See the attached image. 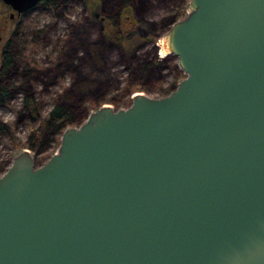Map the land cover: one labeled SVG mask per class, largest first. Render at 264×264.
Here are the masks:
<instances>
[{
	"label": "water",
	"instance_id": "1",
	"mask_svg": "<svg viewBox=\"0 0 264 264\" xmlns=\"http://www.w3.org/2000/svg\"><path fill=\"white\" fill-rule=\"evenodd\" d=\"M163 49L185 73L169 94L13 156L0 264H264V0H189Z\"/></svg>",
	"mask_w": 264,
	"mask_h": 264
},
{
	"label": "rangeland",
	"instance_id": "2",
	"mask_svg": "<svg viewBox=\"0 0 264 264\" xmlns=\"http://www.w3.org/2000/svg\"><path fill=\"white\" fill-rule=\"evenodd\" d=\"M188 2L64 0L55 13L43 8L32 11L21 26L27 45L13 44V51L18 50L20 55L7 73L13 97L0 102V123H9L25 144L30 130L56 102L73 114L75 123L69 126H77L102 104L115 109L128 107L136 92L151 97L169 94L185 73L178 59L163 49V37L173 22L187 15ZM0 13L7 11L0 6ZM109 21L113 26L108 29L105 26ZM131 22L150 26L151 33L128 37ZM6 27L0 31L4 41L11 38L15 25L9 22ZM28 66L32 70L26 73ZM25 95L30 96L34 108L24 105ZM61 134L54 137L52 127H46L37 164L58 150ZM23 147L15 148L0 132V175Z\"/></svg>",
	"mask_w": 264,
	"mask_h": 264
},
{
	"label": "flooded vegetation",
	"instance_id": "3",
	"mask_svg": "<svg viewBox=\"0 0 264 264\" xmlns=\"http://www.w3.org/2000/svg\"><path fill=\"white\" fill-rule=\"evenodd\" d=\"M64 0H40L37 2L35 5L30 7L29 9L18 12L17 10L13 9L10 5L5 4L3 1L0 0V6L3 7L7 13H0V31H5L7 28V24L9 22L13 23L15 25L14 31H12V36L10 39H7L4 41V36L0 34V83L1 80L7 79V73L8 70L10 69L9 63V56L12 57L13 59L16 57V55H20V52L18 50L13 51V44L14 43H22L23 45H27V39L25 33L21 30V26L23 22L27 21L29 18V15L32 11L36 10L37 8H43L49 12L55 13L58 9L61 7V3H63ZM101 28H104V17L101 18ZM118 22V21H117ZM119 23V22H118ZM118 23H115L117 25ZM119 24V28H120ZM130 31L127 33L128 37H132L134 33L140 35L141 37H147L151 33V28L150 26L146 25L143 26L140 23H134L131 22L130 24ZM120 30V29H119ZM35 38H30L29 41H34ZM30 43V42H29ZM22 45L21 48L24 46ZM22 51V50H21ZM29 64V62H28ZM29 70H27L26 73H29V71L32 70L31 66ZM4 83V82H2ZM1 83L0 85V102L4 100H8V98H12V90H11V85L9 86L10 91H8V85L10 82L7 80L6 86H3ZM33 95V94H32ZM1 132V131H0ZM44 132V131H43Z\"/></svg>",
	"mask_w": 264,
	"mask_h": 264
},
{
	"label": "trees",
	"instance_id": "4",
	"mask_svg": "<svg viewBox=\"0 0 264 264\" xmlns=\"http://www.w3.org/2000/svg\"><path fill=\"white\" fill-rule=\"evenodd\" d=\"M113 26L112 22H108L105 28H110ZM122 27V26H121ZM9 65H11L12 57H10ZM14 61V59H13ZM7 79H4L3 86H6ZM0 83V85H1ZM9 88V85H8ZM10 91V88L8 89ZM25 106L29 108H34L32 100H30L29 95L24 96ZM75 123V118L70 110L63 104L58 102L54 103L52 109L48 112L47 116L41 119L40 124L32 128L28 134V141L23 144L18 138L15 136L13 129L9 123H0V131L11 139V142L14 144L15 148L19 147H27L33 152H39L42 148L43 143V131H45L46 127L51 126L53 129V135L61 134L62 130Z\"/></svg>",
	"mask_w": 264,
	"mask_h": 264
},
{
	"label": "bare ground",
	"instance_id": "5",
	"mask_svg": "<svg viewBox=\"0 0 264 264\" xmlns=\"http://www.w3.org/2000/svg\"><path fill=\"white\" fill-rule=\"evenodd\" d=\"M162 47H163V44H162Z\"/></svg>",
	"mask_w": 264,
	"mask_h": 264
}]
</instances>
